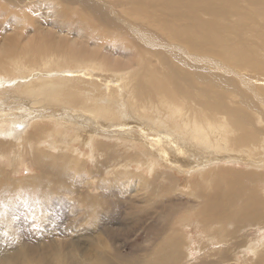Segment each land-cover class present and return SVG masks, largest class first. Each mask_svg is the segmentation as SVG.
<instances>
[{
  "label": "bare ground",
  "instance_id": "1",
  "mask_svg": "<svg viewBox=\"0 0 264 264\" xmlns=\"http://www.w3.org/2000/svg\"><path fill=\"white\" fill-rule=\"evenodd\" d=\"M237 1L0 0V78L10 83L0 97L7 92V99L28 108L24 114L1 112L0 121L28 128L18 135L1 122L0 156L9 154L16 164L26 153L40 161L57 152L68 170L64 175L59 169L64 176L57 180L72 183L66 184L68 194L81 186L86 192L71 198V210L90 207L94 228L99 213L111 215L120 201L129 214L138 213L135 223L156 220L157 242L134 257L136 264H184L197 252L200 261L193 264H236L239 255L240 263L252 256L251 264H264V231L240 239L264 229V61L235 44L243 26H261L257 17L264 22V0H250L249 12ZM229 15L238 17L232 22ZM105 39L123 55L120 60L111 58ZM17 75L18 83L9 79ZM3 105L0 98V110ZM68 122L90 132L76 131L73 140L56 135ZM78 139L79 150L71 145ZM178 173L194 175V204L181 199ZM93 178L98 193L91 195ZM10 181V189L26 192L44 186L35 174ZM109 188L120 190L116 199ZM153 194L161 201L147 210ZM181 208L196 210L188 231L201 227L207 241L202 233L190 245L195 240L182 233L188 216L185 230L173 227L171 217ZM103 233L110 238L108 229ZM22 246L3 254L0 264L63 262L57 250L48 258L39 246L35 255L22 252L31 245ZM110 252H85V261L72 264L133 263Z\"/></svg>",
  "mask_w": 264,
  "mask_h": 264
},
{
  "label": "rangeland",
  "instance_id": "2",
  "mask_svg": "<svg viewBox=\"0 0 264 264\" xmlns=\"http://www.w3.org/2000/svg\"><path fill=\"white\" fill-rule=\"evenodd\" d=\"M222 2L226 3L227 0H222ZM237 4L239 5L240 10L242 12H249L248 11L249 9H251V11H254V9L250 4V0H238ZM203 16L205 17L206 15ZM234 17L237 18L238 16L229 15L228 19L231 21L233 20L232 22H234L235 21ZM257 20L260 23H262V25L255 26L249 24L248 27L246 25L243 26L242 29H244V31L241 30L240 32V34L243 35V39L242 41H235V44H237L236 45L237 47L239 46H242L244 48L246 47L245 49L250 54L255 53L258 56H262L261 61H264V55H262V53L264 54V36L259 37L260 33H263L264 35V22L262 21V17H257ZM65 26L70 27V25H65ZM68 28L64 27L65 32ZM71 29L72 27L69 28L68 32L69 33L71 32V34H73L74 32ZM252 31H254L256 35ZM227 34L232 36L234 35L232 33H227ZM37 36L40 39V35ZM37 36H35V38L39 40ZM35 38L34 40L37 41ZM83 39L85 40L86 37H83ZM255 39L257 42L254 41ZM104 43L109 44V48L113 50V52L111 49L109 51L111 54V58H114V56H118L117 60H120L123 55L118 53L117 50L113 49L115 47V45H112L113 42L109 43L107 39H105ZM258 43L260 44L259 48L261 49V51L258 48L259 46ZM251 44L253 45L251 46ZM254 45L256 46V48ZM104 49L106 50L105 47ZM255 58L257 59V56H255ZM21 78L22 76L17 75L9 79L18 83L20 82L19 80ZM9 84L10 83L7 82L6 78H0V91L1 88L4 90L6 89L9 90L10 88L6 87V86H10ZM15 94L17 96L16 91ZM7 95L9 94L6 92L5 95L0 97L2 98L3 102L6 104L3 105L4 108L0 110V118L4 116L1 114L2 111L3 114L4 112H19L21 114H24L28 111V108H26V104L22 103L19 100L7 99L6 98ZM1 122L6 124V129L8 130L14 128L18 135H23L24 131L28 128L25 125L20 126L18 124H14L15 120L8 121V119H5L0 121V123ZM50 123L52 125V122ZM64 124L65 125L69 124L73 126L70 122ZM65 125L59 127L57 126L58 128L57 131H55V133L56 135L58 134L64 135V138L66 137V140H69L70 136H71V140H73V138L77 136L76 131H78L80 134H83V132H90V130L84 129L82 126L79 125H78L79 127L77 126V128H75L73 126L74 128L71 129H67ZM1 126L4 128L3 125ZM7 134H11V133L8 132ZM58 140L60 139L58 138ZM80 141L81 139L71 142V145H73L76 142L75 147L78 149L81 146ZM83 149L84 148L82 147L80 150L82 151ZM120 151H121L120 154H125V152H123L124 150H120ZM82 152L80 153L81 156L84 155ZM71 153H75V152L72 151ZM128 153L129 152H127V154ZM26 154L23 155L22 159L18 160L16 164H14V161L11 160V155L8 154V155L0 156V258L5 253L6 255H10L16 252V249L22 248L23 247L22 245L29 244L32 247H30L29 249H24L25 251L22 252H26L28 250L35 255V253H38L37 250H41V251H45L49 256V254L52 255L53 252L57 250L59 254H62L63 262L61 264H65V263L72 264L78 262L79 260L85 261V259H83L85 252L95 254L94 252L96 250H101V251L105 250L108 252H110L111 250L109 254L115 252L114 255L117 254L116 256L119 255L120 257L124 258L125 261H127L126 259H128L129 262H133L130 264H136L138 263L137 262L138 259L135 258H139L143 256L144 255L143 250L145 248H149V246H151L152 243L157 242L154 240L159 237L160 230L155 228L154 226H151L152 222H155L156 220H153L151 218L146 219L145 217L143 218L144 221L142 224L135 223L133 219L138 218L137 217L138 213L129 214L130 207L127 208L125 202L121 203L123 201H120V205H119L120 207H118L117 211L112 212L111 215L105 214V212L99 213L100 219L99 221H96L98 228L96 227L94 228L93 226L94 224L92 222L94 216L92 219H90L89 216L91 212L89 211L91 209L90 207L89 209L88 207L85 208V206L82 204H78L77 206L74 207L73 210V211L77 210L75 214L71 210L70 207V205L72 204L71 198H78L80 195L85 197L86 192L83 193L84 187L81 186L79 192L68 194L66 192L68 185L66 184H69L73 188L72 183H68V181H58L60 177L68 173V170L65 169L64 165L62 164L63 162L62 157H58L57 152L49 153V154L46 153L44 155L43 160L37 161L32 159L28 153ZM114 155L115 153L109 157H113ZM91 163L89 161V165L86 166L87 169L85 170L91 168ZM133 167L135 166L133 165ZM59 169L63 171L65 174L59 175L58 174ZM34 174L40 175L43 178V182L41 183V185H44L41 186L43 188H34L33 190L28 192H26V190L20 191L17 189H10V185H11L10 179L16 180V184H18L20 180ZM178 175L181 176L182 178V180L179 181L180 184H178V188H180V192H182V195L180 196L181 199H188L194 204L196 202V199L192 197L191 193H194L195 191L192 190L191 187L189 186L194 175L188 176V175H183L181 173H178ZM44 181L45 182L49 181L50 184L46 185ZM92 181L93 183L91 189L89 190L90 191L89 193L91 195H94L98 193V189L96 188L98 179L93 178ZM118 190H119L118 188L117 189L115 188L113 190L109 188L107 189V193H111L109 195L110 198L116 199L115 196H118V192H117ZM185 191L190 194L186 193ZM200 192L201 191H196V194H200ZM48 195L50 196L49 199H47ZM153 198L154 199L151 198L146 199L144 205L147 210L152 209L155 203H157V201H161L158 198V196L154 194H153ZM58 199H62L63 202ZM119 199L121 200V198ZM197 200H201V199L197 198ZM78 206L80 208L76 209ZM125 212H128L129 215H127ZM195 212L196 210H188L187 208H181L179 211H177V214L175 216L171 217V222L173 223V227L177 230H179L178 227L180 226L183 228V230L186 229V227L182 225H184L187 216L189 217L188 219H186L189 222L187 232H182V233L184 235H187L188 238L190 239L193 238V240H195L194 244L193 243L190 244L191 246L196 245V240L198 239L199 234L201 235L203 233V236H205L204 237L205 241L208 240L206 237H209L207 235H204L203 229L201 227L197 228L198 232L194 229L188 231L192 223L191 220L195 215ZM183 217L185 219H183ZM141 227H145V229L143 230L141 229ZM107 229H108V234L110 235V238L108 237L109 239H107L106 238L107 236L103 233V231L107 232ZM262 231H264V229L259 228L258 231H255L254 233L252 232V234L247 237L241 236L240 233L241 236L240 239L243 241L245 240L247 241L248 239H250V237L258 235ZM128 232H130L129 236L126 235L128 234ZM38 246L40 247V249L36 250V248H39ZM46 246L48 247L46 248ZM73 246L74 248H72ZM203 248L205 249V251H209L210 249L209 247L206 246ZM32 249H34V251H32ZM200 256L201 254H199V252L193 255H189L183 260L185 262L184 264L198 263L200 261L199 259ZM239 256H236L237 259L235 261L236 264H251L252 263L251 261L254 259V257L250 256L249 258H246L245 261H241L240 263L241 259H238ZM50 257L51 256H49L48 258ZM210 258H212V256ZM47 264H54V263H52V261L49 260Z\"/></svg>",
  "mask_w": 264,
  "mask_h": 264
}]
</instances>
